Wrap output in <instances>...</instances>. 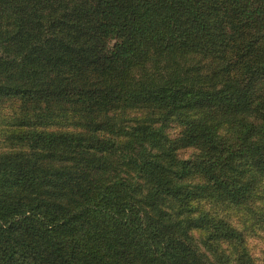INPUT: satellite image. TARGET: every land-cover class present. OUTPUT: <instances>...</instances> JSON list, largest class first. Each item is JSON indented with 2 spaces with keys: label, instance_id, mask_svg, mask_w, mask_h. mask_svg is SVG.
Masks as SVG:
<instances>
[{
  "label": "trees",
  "instance_id": "trees-1",
  "mask_svg": "<svg viewBox=\"0 0 264 264\" xmlns=\"http://www.w3.org/2000/svg\"><path fill=\"white\" fill-rule=\"evenodd\" d=\"M259 235L264 0H0V264H264Z\"/></svg>",
  "mask_w": 264,
  "mask_h": 264
},
{
  "label": "rangeland",
  "instance_id": "rangeland-1",
  "mask_svg": "<svg viewBox=\"0 0 264 264\" xmlns=\"http://www.w3.org/2000/svg\"><path fill=\"white\" fill-rule=\"evenodd\" d=\"M249 243L253 253L260 255L264 251V236H253L249 239Z\"/></svg>",
  "mask_w": 264,
  "mask_h": 264
}]
</instances>
